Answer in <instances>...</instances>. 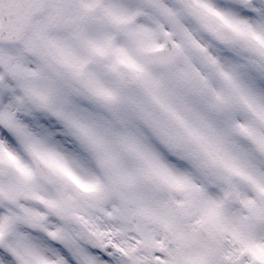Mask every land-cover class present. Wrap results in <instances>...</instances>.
<instances>
[{
  "label": "snow or ice",
  "instance_id": "obj_1",
  "mask_svg": "<svg viewBox=\"0 0 264 264\" xmlns=\"http://www.w3.org/2000/svg\"><path fill=\"white\" fill-rule=\"evenodd\" d=\"M0 264H264V0H0Z\"/></svg>",
  "mask_w": 264,
  "mask_h": 264
}]
</instances>
